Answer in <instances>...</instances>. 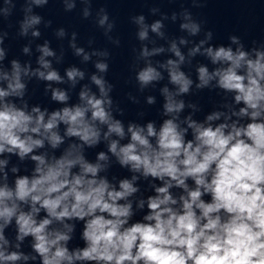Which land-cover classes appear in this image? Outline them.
<instances>
[{"label":"clouds","instance_id":"1","mask_svg":"<svg viewBox=\"0 0 264 264\" xmlns=\"http://www.w3.org/2000/svg\"><path fill=\"white\" fill-rule=\"evenodd\" d=\"M32 2L40 5L47 0ZM71 7L73 5H69ZM85 15H88L87 11ZM107 19L104 15L100 24ZM143 20V16L138 18L141 24ZM39 22L40 18L36 16L26 18L22 31L26 33L29 26ZM161 27V22L156 21L151 30L163 35L159 31ZM181 27L193 35L199 31V26L194 23ZM33 35L39 36V32H33ZM147 35V26H144L139 38L144 40ZM231 39L233 43L238 42L236 37ZM181 43L185 41L181 40ZM170 50L180 62L184 61L175 43ZM40 51L43 53L40 65L50 68L44 57L54 53L47 45ZM161 51L163 49L158 48L149 53L145 48L142 55L147 57ZM199 51L197 46L190 55ZM205 51L213 64L226 62L227 66L218 67L211 74L207 67L200 66L197 88L218 78V87L235 92V102L245 105L233 115L247 116L251 122L246 126L233 122L213 127L188 118L187 128H181L173 117L164 120L159 131L149 122L146 134L143 127L130 124V142L120 146L119 150V141L112 140L108 150L122 166L130 165L132 171L164 182L163 186L155 188L156 195L148 198L149 212L143 222L129 223L133 216L132 204L119 203L138 189L127 179L119 182V190L106 179H97L103 166L87 162L81 145H69L60 158L53 157L50 162H46L43 155H31V160L36 162L34 175L18 177L14 189L7 183L0 186V220L3 221L0 224V262L15 264L21 259H36L18 251L7 252L5 245L9 241L4 237V228L15 217L16 239L23 241L32 236V248L42 258V264H74L75 261L95 264H264V52L256 51V58L250 59L248 53L239 48L236 52L224 46L215 50L209 47ZM82 52L83 49H76L77 55ZM3 57L0 49V60ZM84 59L89 57L85 55ZM165 66L169 69L170 83L178 86L177 94L188 93L192 81L178 70L177 61L170 59ZM107 67L105 63L96 64L100 72L107 71ZM238 70H243V74H238ZM24 74H29L27 69ZM34 74L46 81L62 82L55 70L47 73L37 70ZM66 75L73 84L77 77H84V73L76 68L68 69ZM0 78L8 81L6 89L0 87V154L14 153L23 160L34 149L42 148L45 140L53 149L57 148L64 142L55 131L59 122L67 125L65 136L76 137L89 147L100 139L97 122L107 125L105 139L113 133L121 139L125 136L122 123L114 120L106 110L105 105L110 106L112 101L108 98L110 86L106 88L102 77H91L99 88L100 98L85 88L79 94L80 100L85 102L83 106L54 111L47 122L45 111L39 107L32 108L35 114L32 115L5 102L9 96L22 97L24 94L25 84L21 82V67L17 61H12L11 76L0 70ZM161 78V73L150 64L137 73L142 86ZM162 91L166 100L165 115L183 110V101H174L167 87ZM52 99L65 103L68 95L54 89ZM148 103H154V99L149 97ZM220 115L213 113L206 119L218 120ZM188 129L192 130V139H186ZM150 138H154V142ZM97 159L106 161L108 157L100 152ZM6 164V160H0V171ZM77 165L79 171L73 172ZM3 178L7 179L6 173ZM189 180L194 182V187L189 186ZM173 187L182 189L183 194L174 197L170 192ZM205 196H210V201H206ZM138 206L143 208L144 201L141 200ZM42 210L46 215L38 219ZM66 220L84 222L82 238L86 247L69 251L66 244L71 239L69 234L74 225L64 223ZM54 222L63 224L66 231L52 228Z\"/></svg>","mask_w":264,"mask_h":264}]
</instances>
